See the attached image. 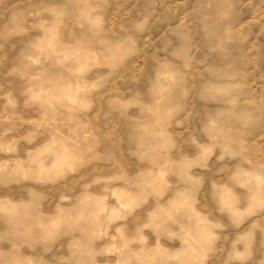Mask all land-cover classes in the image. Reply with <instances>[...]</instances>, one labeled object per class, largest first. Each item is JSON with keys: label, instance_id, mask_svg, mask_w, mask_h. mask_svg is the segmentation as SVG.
Returning <instances> with one entry per match:
<instances>
[{"label": "rangeland", "instance_id": "1", "mask_svg": "<svg viewBox=\"0 0 264 264\" xmlns=\"http://www.w3.org/2000/svg\"><path fill=\"white\" fill-rule=\"evenodd\" d=\"M0 264H264V0H0Z\"/></svg>", "mask_w": 264, "mask_h": 264}]
</instances>
